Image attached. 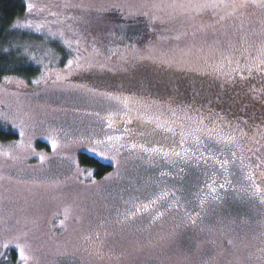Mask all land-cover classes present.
Wrapping results in <instances>:
<instances>
[{"label":"rangeland","instance_id":"1","mask_svg":"<svg viewBox=\"0 0 264 264\" xmlns=\"http://www.w3.org/2000/svg\"><path fill=\"white\" fill-rule=\"evenodd\" d=\"M173 2L189 0H25L26 13L16 20L12 36L0 49L37 69L34 74L0 78V123L18 134L17 140L0 142V240L19 231L28 232L35 257L28 264H264V254L259 251L264 248V205L239 191L248 181L238 160L226 166L231 184L220 189L225 172L214 160L196 164L172 158L175 162L170 163L162 153L148 160L139 148L130 147L143 144L162 152L179 151L181 133L195 132L194 122L203 120L204 127L214 130L213 137L218 132L235 134L237 128L246 132L248 137L242 143L259 149L256 155L264 156V140L254 144L249 139L258 129L264 130V101L258 96L264 83L261 87L256 78L263 71L253 70L249 75L245 70L250 63L248 52L254 58L255 46L260 44L261 10L250 6L244 17L237 14L218 24L219 16L212 9L183 14L177 9L171 18L173 9L166 5ZM29 4L35 5L31 12ZM65 4L83 8H65ZM101 8L106 10L97 11ZM66 16L80 19L55 23ZM241 19L243 31H238ZM28 21L33 25L46 23L52 31L63 29L69 39L73 36L67 24H71L84 38L81 55H90L94 45L99 50L95 59L105 67L76 71L67 80H57L55 73L65 71L74 53L59 38L45 40L43 31L17 24ZM201 25L206 31H197L194 38L192 33ZM244 33L253 47L244 43ZM137 53L145 58L139 59ZM237 62L239 69L233 71ZM45 65L51 75L40 84L34 83L44 74ZM99 75L159 84L155 95L140 96L95 89L81 82L84 77ZM89 89L154 102L156 107L149 116L173 131L148 119H137L135 111L129 123L122 104L93 96ZM129 107L135 109L136 105L130 103ZM24 113L32 117L29 122L34 126L24 137L32 143L27 152L12 147L21 140L18 125ZM110 113L117 114L111 128L106 119ZM51 129L58 140L56 151L51 148ZM200 135L206 155L223 161L232 159L231 151L240 154L234 145L225 146ZM108 136L123 137L118 142L124 145L117 157L119 164L109 158L113 153L105 146ZM97 140L105 144L97 145ZM194 143L188 137L185 147ZM102 151L106 155L101 156ZM36 153L45 155V161ZM80 154L111 168L99 176L98 168L81 163ZM245 154L255 161L251 152ZM17 156L26 159H15ZM213 173L222 199L206 203V211L201 212L199 199ZM108 176L112 178L105 180ZM165 189L174 191L175 197L141 210L125 223L118 222L125 212L134 210L132 203L126 202L148 203ZM176 197L183 207L168 208ZM185 209L193 216L201 212L195 226L187 222ZM160 211L165 216L153 223ZM11 249L19 256L15 245L9 244L0 248V260ZM17 262L21 264L19 257Z\"/></svg>","mask_w":264,"mask_h":264},{"label":"snow or ice","instance_id":"2","mask_svg":"<svg viewBox=\"0 0 264 264\" xmlns=\"http://www.w3.org/2000/svg\"><path fill=\"white\" fill-rule=\"evenodd\" d=\"M250 6L259 8L261 10L260 14V30H259V36L260 44L256 47V56L253 58L252 53L248 52V57L250 63L245 66V70L249 75L255 71H264V0H200V2L193 3L192 0H189L188 3H170L166 5L167 8L173 9V12L170 13V17H175V10H180L181 13H187L189 10H206V9H212L216 14L219 16V19L217 20V23H222L223 21H226L229 17L237 16L239 14V17H244V10L248 9ZM35 7V5L29 4L28 5V11L31 12L32 9ZM65 8H83V5H72V4H65ZM153 7L160 9L161 5H153ZM106 9H97V11H104ZM87 11V9H85ZM222 13V14H221ZM50 15L52 16H58L56 12H50ZM156 19H160V17H155ZM80 19L76 16H66L64 20L57 19L55 23L57 24H65L66 21L72 20L76 21ZM18 26H24L29 28H34L37 32H44V39H56L59 38L63 44H65L69 49L72 50L74 53L72 59H68L65 71L63 73L57 71L55 73L57 80H67L68 76L72 75L73 72L81 71V70H89L93 67H105V64L100 62L99 60L95 59V57L99 56V50L93 45L92 53L88 56L81 55V48L84 43V38L80 35L78 31L72 28L71 24H67L68 31L72 32V39H69L65 36V31L63 29H58L57 31H52L51 28L47 27L46 23H40L33 25L31 21H28L25 25H19V22H17ZM243 25L244 20L241 19L240 27L238 31H243ZM214 25H208L207 28H214ZM203 32L206 31L205 26L201 25L199 28H197L196 31L192 33L193 37L195 38L196 32ZM253 35H256V33L253 31ZM243 40L246 45H249V47H253L254 45L249 44V39L247 36V33H244ZM176 39H180L179 36L176 37ZM84 51H87V49H84ZM51 50L49 49V53ZM139 59H144L145 57L140 56L138 53ZM126 58V57H122ZM148 59H151L152 57H147ZM33 60H36L37 58L35 56L32 57ZM39 62V61H37ZM167 62V61H162ZM232 61L229 59V64H231ZM239 69V62H237V69H234L233 71H236ZM51 75V73L47 70V65H45V72L40 77V79L33 81L36 84H40L42 81H46L48 77ZM241 76L243 77V72H241ZM18 83H23V81H18ZM88 92L93 96H101L108 100H115L118 101L120 104L123 105V107L127 110L124 112V117L127 119V121L130 123L132 119V112H136V118L137 119H148L149 123L155 122L157 124V127H165L167 131H173L172 128L167 127L165 124H160L158 120H156L155 117H150L149 113L151 112L152 108L156 107L155 103H147V102H141V101H132L130 97H117L112 96L109 93H102V92H94L91 89L88 90ZM130 103H135L136 107L135 109L129 107ZM144 112V116L140 115V112ZM172 115L175 116L176 112L174 110H171ZM98 115V114H97ZM117 115L116 113H110L106 119L108 122V127L111 128L113 126V117ZM32 120V117L24 113L23 116L20 119L19 122V128H20V136L21 140L18 144L13 145V148L21 150V152H27L32 149V143L30 140L25 141L24 137L26 136L27 132L34 131V126L29 121ZM196 125L195 132H182L181 133V140H180V150L177 151L175 149H171L168 152H162L160 148L157 147H146L143 144L137 145L132 144L130 147L131 149H137L139 148L140 151L144 154H147V159L152 160L153 154H161L169 159L170 163H174L175 161L172 158H179L184 163H188L190 161H194L196 164H200L203 162L204 164H207L208 160H214L217 164H219L220 168L224 169L225 177H224V183L219 184L220 189H224L226 185H230L231 181L227 178V165L229 163H236V161H239L240 168L244 171V179L248 181L247 187H242L239 189L240 192H244L248 197L251 198H258L259 203L264 205V156L256 155V153L259 151V149H254L252 147H246L245 144L242 143V141L248 137V134L246 132H243L242 130H239L237 128L235 134L229 133L226 136L222 133H217L215 137L211 135V133L214 131L213 129H207L204 127L203 120H197L194 122ZM200 133L205 134L206 138L208 139H215L217 143H223L225 146L227 145H234L235 148L239 151V155L237 154V151H231V160L225 159L223 161L218 160L214 155H206L204 151H202V148L204 147L202 137ZM51 135V148L53 151H56L58 148V140L55 137V129L50 130ZM191 137L192 140L195 142L193 146L185 147V144L187 142V138ZM259 137V138H258ZM252 143L254 144H260L261 140H264V130H257V133L249 138ZM123 140L122 136H108L107 142L105 146L109 148V151L113 153L109 156L110 159L116 160L117 164H119V160L117 157L119 156L120 149L124 147L123 144H120V142ZM97 145L105 144V141L97 140L95 142ZM261 147H264V145H261ZM93 151H96V148L94 147L92 149ZM251 152L253 156H255V161L252 160L251 156H247L245 153ZM11 155V152L8 153ZM36 155L39 157L41 162H44L46 157L45 155H42L40 153H36ZM101 156L106 155L105 152H100ZM15 159H26V157L23 156H17ZM249 161L248 163H245V161ZM183 171V169H181ZM89 176L92 175L91 172L88 173ZM116 175H119L117 172ZM161 175H164V173H161ZM111 176L105 177V180L111 179ZM209 182H205L204 188L207 189L206 192H204V189H201L202 192H204L203 196L200 197L199 203L201 212L206 211L205 205L206 203L216 202L220 201L222 197L217 191V187L215 186L217 184V180L215 177V173L209 178ZM95 183V181H93ZM169 196L175 197V192L170 189H165L161 191L158 195H156L154 198H152L148 203H135V202H126V203H132V209L129 210L123 214V219L118 221L119 223H125L131 219H134L138 212L141 210L147 211L150 207L153 205L158 204L160 201L167 199ZM168 208H182L183 206L180 204L179 197H176L173 203L169 204L167 206ZM201 212H197L195 216H193L191 213L187 212L185 209V216L187 218V222H190L191 225L195 226L197 223V218L200 217ZM68 212L65 211V218H67ZM165 216L164 211L157 212L155 217L153 218V223L156 221L161 220ZM0 222H2V218H0ZM61 224H63V221H61ZM88 239H91V237H88ZM229 243H232V241H228ZM9 244H14L15 247L19 250V259L21 261V264H28V262L31 259H34V252L32 243L28 238V232L19 231L13 235H7L4 236L3 240H0V248H7ZM259 251L264 254V248L259 249Z\"/></svg>","mask_w":264,"mask_h":264},{"label":"trees","instance_id":"3","mask_svg":"<svg viewBox=\"0 0 264 264\" xmlns=\"http://www.w3.org/2000/svg\"><path fill=\"white\" fill-rule=\"evenodd\" d=\"M27 4L25 0H0V49H3L12 36V26L16 23L20 17L26 13ZM126 27V22L122 24ZM129 28V26L127 27ZM135 34V33H134ZM142 31L140 37L142 36ZM139 37V39H140ZM138 38V37H137ZM105 44H107L105 42ZM0 50V78L6 75H27V73L34 74L37 69L34 66L28 64L25 60H15L12 53H6ZM93 77V76H92ZM83 84L95 88L109 91H121L126 93H136L140 96L155 95L158 88L157 84L153 81L142 80L135 81L130 77L125 79H119L116 77H110L108 75L94 76L93 78L84 77ZM167 84V83H165ZM164 84V85H165ZM165 89V88H164ZM18 139V134L10 127L0 123V142L13 141ZM44 144V143H43ZM42 147V143H40ZM80 161L83 164L90 165L98 168V175L110 170L111 167L104 165L93 157H89L86 154H80ZM18 253L16 250L11 249L0 260V264H17Z\"/></svg>","mask_w":264,"mask_h":264},{"label":"flooded vegetation","instance_id":"4","mask_svg":"<svg viewBox=\"0 0 264 264\" xmlns=\"http://www.w3.org/2000/svg\"><path fill=\"white\" fill-rule=\"evenodd\" d=\"M256 78H257V82H259L260 86L262 87V85L264 83V71L262 73H259L258 75H256ZM258 96H259L260 99H262L264 101V91H263L262 94H259ZM261 104H262L261 107L263 106V108H264V102L261 103Z\"/></svg>","mask_w":264,"mask_h":264}]
</instances>
